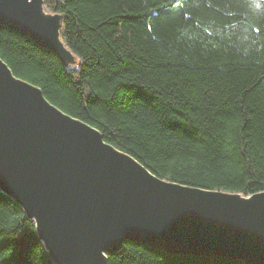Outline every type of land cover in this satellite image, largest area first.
<instances>
[{
  "label": "trees",
  "instance_id": "obj_1",
  "mask_svg": "<svg viewBox=\"0 0 264 264\" xmlns=\"http://www.w3.org/2000/svg\"><path fill=\"white\" fill-rule=\"evenodd\" d=\"M79 65L0 25V57L153 174L264 191V0H46ZM109 264H245L126 241ZM0 264H58L0 188Z\"/></svg>",
  "mask_w": 264,
  "mask_h": 264
},
{
  "label": "water",
  "instance_id": "obj_2",
  "mask_svg": "<svg viewBox=\"0 0 264 264\" xmlns=\"http://www.w3.org/2000/svg\"><path fill=\"white\" fill-rule=\"evenodd\" d=\"M46 0H0V25L79 65ZM0 188L33 220L58 264H109L126 241L171 254L264 264V191L163 179L52 104L0 57Z\"/></svg>",
  "mask_w": 264,
  "mask_h": 264
}]
</instances>
